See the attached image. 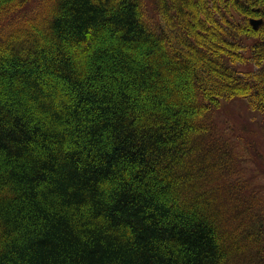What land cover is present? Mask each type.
I'll return each mask as SVG.
<instances>
[{
    "label": "trees",
    "instance_id": "16d2710c",
    "mask_svg": "<svg viewBox=\"0 0 264 264\" xmlns=\"http://www.w3.org/2000/svg\"><path fill=\"white\" fill-rule=\"evenodd\" d=\"M30 1L0 0V264H264L210 133L264 111V0Z\"/></svg>",
    "mask_w": 264,
    "mask_h": 264
},
{
    "label": "rangeland",
    "instance_id": "374dc122",
    "mask_svg": "<svg viewBox=\"0 0 264 264\" xmlns=\"http://www.w3.org/2000/svg\"><path fill=\"white\" fill-rule=\"evenodd\" d=\"M144 2L148 5V0ZM36 5L37 0H31L26 11L34 12ZM211 125V136L221 139L224 149L236 156L218 157L225 168L223 182H236L238 197L229 201L234 208L232 215L264 227V111L251 112L241 101L225 102L214 113Z\"/></svg>",
    "mask_w": 264,
    "mask_h": 264
},
{
    "label": "water",
    "instance_id": "95a60500",
    "mask_svg": "<svg viewBox=\"0 0 264 264\" xmlns=\"http://www.w3.org/2000/svg\"><path fill=\"white\" fill-rule=\"evenodd\" d=\"M262 22L263 20L261 18L250 19V24L253 27V29H257Z\"/></svg>",
    "mask_w": 264,
    "mask_h": 264
}]
</instances>
